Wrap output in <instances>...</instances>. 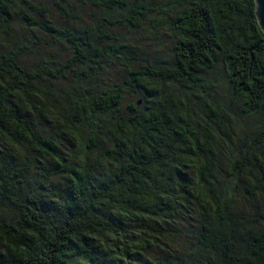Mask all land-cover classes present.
I'll use <instances>...</instances> for the list:
<instances>
[{"label": "trees", "instance_id": "1", "mask_svg": "<svg viewBox=\"0 0 264 264\" xmlns=\"http://www.w3.org/2000/svg\"><path fill=\"white\" fill-rule=\"evenodd\" d=\"M46 1L0 0V264H264L254 1L170 0L172 65L123 66L140 96L126 114L100 63L124 61L128 40L102 47L110 27L138 29L151 0ZM84 5L107 16L89 28Z\"/></svg>", "mask_w": 264, "mask_h": 264}, {"label": "rangeland", "instance_id": "2", "mask_svg": "<svg viewBox=\"0 0 264 264\" xmlns=\"http://www.w3.org/2000/svg\"><path fill=\"white\" fill-rule=\"evenodd\" d=\"M32 4L35 5H47L46 0H30ZM134 0H126L129 6L132 5ZM170 3V0H151L146 2H140V5H144V7L152 9L146 16L142 25L138 29H132L129 27H125L124 25H114L108 29L109 34L115 41L112 39L108 44H105L102 48L110 49L115 46L120 40H128L125 50L121 52L124 61L115 60V59H106L102 60L100 65L103 68L102 75L104 76V83L101 84L102 89L113 90L115 85H122L124 87V100L121 104V111L123 114L127 113L126 106L133 100V102L140 100L139 94L129 93L126 90L124 85L127 76L126 70L123 68L124 65L129 68H143L146 66H152L156 69L171 67L172 65V55L171 48L173 44V35L171 31L167 27L166 24L162 25L164 22H167L169 17L168 12H161V10ZM121 13V12H120ZM82 23L89 28L94 27V22L99 21L105 16L107 13L101 12L96 9H92L89 6H85L81 9ZM109 17L117 18L120 20V17H128L126 12H123L118 16L117 14H110ZM158 21L156 28L152 26L151 22ZM13 27L12 29L17 32V29L22 30V23L20 24L19 16L16 14L13 15ZM93 40L96 41L95 34H92ZM44 39V38H43ZM61 51H59V47L55 49L58 55L54 56L55 61H64L66 58V54L68 53V49L64 46L60 47ZM107 49V50H108ZM27 60L30 63L34 62L36 64L39 58L31 57V55L26 56ZM212 82L214 81L217 84V88H222L223 77L218 73V71H213L208 76ZM223 89V88H222ZM126 90V91H125ZM134 96V99L132 97ZM140 107V106H139ZM48 165V164H46ZM144 258H139L136 263H127V264H145L143 262Z\"/></svg>", "mask_w": 264, "mask_h": 264}, {"label": "water", "instance_id": "3", "mask_svg": "<svg viewBox=\"0 0 264 264\" xmlns=\"http://www.w3.org/2000/svg\"><path fill=\"white\" fill-rule=\"evenodd\" d=\"M257 23L264 34V0H253Z\"/></svg>", "mask_w": 264, "mask_h": 264}]
</instances>
